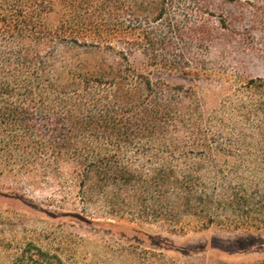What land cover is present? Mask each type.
I'll list each match as a JSON object with an SVG mask.
<instances>
[{"label": "trees", "instance_id": "obj_1", "mask_svg": "<svg viewBox=\"0 0 264 264\" xmlns=\"http://www.w3.org/2000/svg\"><path fill=\"white\" fill-rule=\"evenodd\" d=\"M222 6L0 0V176L50 179L89 218L264 230V74L211 107L162 77L212 40L189 10L229 35ZM9 264L66 263L25 242Z\"/></svg>", "mask_w": 264, "mask_h": 264}, {"label": "rangeland", "instance_id": "obj_2", "mask_svg": "<svg viewBox=\"0 0 264 264\" xmlns=\"http://www.w3.org/2000/svg\"><path fill=\"white\" fill-rule=\"evenodd\" d=\"M200 1L216 10L223 2ZM241 1L222 6L232 23L228 36L219 34L218 18L204 14L210 19L204 25L189 10V23L210 29L212 40L192 48L185 72L162 74L171 85L198 87L209 107L227 97L231 85L264 74V0ZM70 192L39 175L0 176V264H9L25 242L57 252L66 264L264 263V230L89 218Z\"/></svg>", "mask_w": 264, "mask_h": 264}]
</instances>
